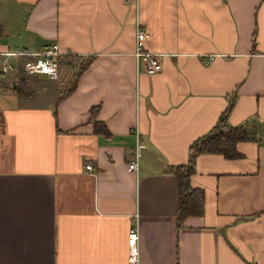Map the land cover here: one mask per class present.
<instances>
[{
	"label": "crops",
	"instance_id": "0c3cea01",
	"mask_svg": "<svg viewBox=\"0 0 264 264\" xmlns=\"http://www.w3.org/2000/svg\"><path fill=\"white\" fill-rule=\"evenodd\" d=\"M52 43L93 60L51 104L0 74V264H128L135 226L139 264H264V0H0V51ZM231 99L228 122L262 135L195 158L204 214L179 228L174 170Z\"/></svg>",
	"mask_w": 264,
	"mask_h": 264
},
{
	"label": "trees",
	"instance_id": "16d2710c",
	"mask_svg": "<svg viewBox=\"0 0 264 264\" xmlns=\"http://www.w3.org/2000/svg\"><path fill=\"white\" fill-rule=\"evenodd\" d=\"M92 60L93 57L91 56L87 58H81L74 54H62L60 56L59 74L64 67L68 70L77 67V72L74 73L72 82L62 95L72 91L75 87L76 79L90 65ZM232 104L233 99H231L229 106L219 118L213 130L191 145L189 164L179 165L174 170L177 179V223L179 228L186 218L204 214V191L198 187H193L191 184V177L195 173V158L200 154H218L226 159H238L241 154L237 150V145L241 142L257 140L262 135L256 122L241 125H232L228 122L227 115ZM94 127L97 133L109 135L103 122L94 120Z\"/></svg>",
	"mask_w": 264,
	"mask_h": 264
},
{
	"label": "built area",
	"instance_id": "2783aa9c",
	"mask_svg": "<svg viewBox=\"0 0 264 264\" xmlns=\"http://www.w3.org/2000/svg\"><path fill=\"white\" fill-rule=\"evenodd\" d=\"M149 35L146 29L138 27L135 55L138 63L144 65L148 72H157L162 69L161 54L145 49L144 42ZM62 54L57 43H52L40 50L0 51V74L16 73L22 69L29 74L58 77L59 58ZM144 148L145 144L137 133L134 157L128 166L130 171H137L141 151ZM86 169L92 170V165H87ZM128 249V264H139L138 226L129 231Z\"/></svg>",
	"mask_w": 264,
	"mask_h": 264
},
{
	"label": "rangeland",
	"instance_id": "374dc122",
	"mask_svg": "<svg viewBox=\"0 0 264 264\" xmlns=\"http://www.w3.org/2000/svg\"><path fill=\"white\" fill-rule=\"evenodd\" d=\"M76 72L77 67L72 70L64 67L58 77H52L45 74H29L21 69L13 74L12 86L21 102L51 104L72 82Z\"/></svg>",
	"mask_w": 264,
	"mask_h": 264
}]
</instances>
